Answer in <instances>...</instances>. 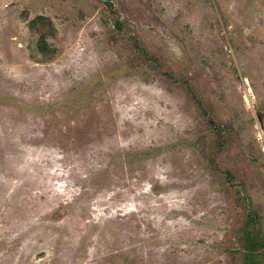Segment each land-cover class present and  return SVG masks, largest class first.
I'll return each instance as SVG.
<instances>
[{
    "label": "rangeland",
    "instance_id": "374dc122",
    "mask_svg": "<svg viewBox=\"0 0 264 264\" xmlns=\"http://www.w3.org/2000/svg\"><path fill=\"white\" fill-rule=\"evenodd\" d=\"M0 264H264V0H0Z\"/></svg>",
    "mask_w": 264,
    "mask_h": 264
},
{
    "label": "trees",
    "instance_id": "16d2710c",
    "mask_svg": "<svg viewBox=\"0 0 264 264\" xmlns=\"http://www.w3.org/2000/svg\"><path fill=\"white\" fill-rule=\"evenodd\" d=\"M118 27H121V25L118 23Z\"/></svg>",
    "mask_w": 264,
    "mask_h": 264
}]
</instances>
